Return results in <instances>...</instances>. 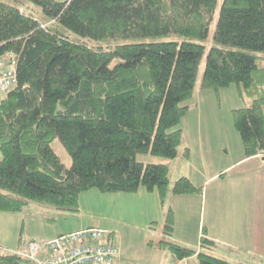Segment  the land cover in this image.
Returning <instances> with one entry per match:
<instances>
[{
  "label": "trees",
  "instance_id": "16d2710c",
  "mask_svg": "<svg viewBox=\"0 0 264 264\" xmlns=\"http://www.w3.org/2000/svg\"><path fill=\"white\" fill-rule=\"evenodd\" d=\"M22 1L0 0V52L18 55V83L0 95L1 211L37 202L75 214L93 188L144 187L165 201L169 166L137 155H179L198 86L217 94L237 86L250 102L233 109L245 154H264V56L257 53L264 52V0ZM170 35L180 39L156 38ZM56 137L70 167L52 145ZM202 191L186 176L172 187ZM160 226L163 237L149 243L176 259L197 254L200 264H232L208 235L199 249L175 241L173 207ZM21 263L14 250L0 252V264Z\"/></svg>",
  "mask_w": 264,
  "mask_h": 264
},
{
  "label": "crops",
  "instance_id": "0c3cea01",
  "mask_svg": "<svg viewBox=\"0 0 264 264\" xmlns=\"http://www.w3.org/2000/svg\"><path fill=\"white\" fill-rule=\"evenodd\" d=\"M219 96L220 100L232 101L222 122L212 115L214 105L208 103L214 102V94L198 86L181 123L184 141L178 156L137 155L141 162L169 166L170 189L165 201L157 190L144 187L135 193L93 188L81 194L80 211L75 214L32 202L20 212L0 210V252L17 249L22 239L47 240L82 228L100 227L112 232L119 242L117 264H154L139 262L129 243L134 245L137 238L133 237L138 233L144 242L153 240L156 232L150 225L158 223L159 228L171 206L175 211V241L189 246L191 237L208 235L217 243L215 253L232 264H264V154L246 156L232 118L233 109L249 106L250 102L241 97L236 85L220 89ZM187 149L189 154L183 155ZM183 176L202 187V193L174 194L173 184ZM181 210L184 215L198 216L193 231L187 227L191 233L182 238L177 234ZM194 247L200 248V240ZM157 252L161 264H200L197 254L176 259L165 249L158 248Z\"/></svg>",
  "mask_w": 264,
  "mask_h": 264
},
{
  "label": "built area",
  "instance_id": "2783aa9c",
  "mask_svg": "<svg viewBox=\"0 0 264 264\" xmlns=\"http://www.w3.org/2000/svg\"><path fill=\"white\" fill-rule=\"evenodd\" d=\"M68 1V0H67ZM25 11V6H20ZM15 51L0 52V95L17 85ZM119 242L100 227H87L47 240H24L14 251L21 264H117Z\"/></svg>",
  "mask_w": 264,
  "mask_h": 264
},
{
  "label": "rangeland",
  "instance_id": "374dc122",
  "mask_svg": "<svg viewBox=\"0 0 264 264\" xmlns=\"http://www.w3.org/2000/svg\"><path fill=\"white\" fill-rule=\"evenodd\" d=\"M9 2H15L16 4H20L21 2H23L21 0H9ZM40 12H37V14H39ZM40 15V14H39ZM214 28H215V22H213V25L211 27V36L214 32ZM179 38L176 35H170V36H163V37H156L157 39H167V38ZM154 39V38H151ZM180 39V38H179ZM140 40V39H139ZM91 44L93 43V41H89ZM209 45H207V51H208V47ZM260 56H264V52H257ZM205 62H206V55L202 60L201 66H200V76H199V83H200V78L202 77V74L204 72L205 69ZM211 91V93L214 94V102L211 100L210 102H208L209 104L214 105V110L212 111V115L213 116H217L218 119H220V122L225 121V113L227 115L228 110L227 108H229L231 106V102L229 99H223L220 100V96L219 94H217V92H215L212 89H209ZM197 92V90H196ZM242 97V96H241ZM243 98V97H242ZM233 118V116H232ZM221 134V132H220ZM52 145L54 147V149L57 151V153L59 154V156L61 157L63 163L67 166L70 167L71 163H72V158L70 156V154L67 152L66 148L63 146V144L61 143L59 137H56L53 142ZM140 154H147V153H140ZM153 155V154H152ZM183 155H186L185 153ZM157 157H164V156H158ZM1 158V155H0ZM166 158V157H164ZM38 204L37 202H32ZM183 214V216H181ZM181 215L179 216V230L177 232V234L179 236H185L184 234L188 235L189 233H191L190 230H192L193 226H195V222L198 220V216L196 214L193 213L190 216L184 215L183 211L181 210ZM207 218H209V216H207ZM190 228V230L187 229ZM153 229L156 232V236L154 237V240L156 241V243L163 237V230L162 227L160 226L159 228H157L156 224L153 225ZM134 230V229H133ZM193 231V230H192ZM193 234V233H192ZM133 238H137V241L134 242V245L131 244V242L129 243L130 246V250H132L133 255L140 258L139 262H148V263H154V264H161L160 263V257H159V253L158 251V247L157 244L155 243L152 247V244L149 243V239L148 241L145 240V242L142 240V236L141 234L138 233V236H134ZM139 238V239H138ZM177 238V237H176ZM200 238L197 237L196 239H193V237H191V242L189 243V246H198V242H199ZM126 244V243H125ZM195 248V247H194Z\"/></svg>",
  "mask_w": 264,
  "mask_h": 264
}]
</instances>
